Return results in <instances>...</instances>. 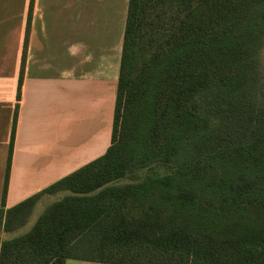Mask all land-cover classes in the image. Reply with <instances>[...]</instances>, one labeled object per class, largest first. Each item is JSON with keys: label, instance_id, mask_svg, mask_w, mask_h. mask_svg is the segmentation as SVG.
<instances>
[{"label": "trees", "instance_id": "trees-1", "mask_svg": "<svg viewBox=\"0 0 264 264\" xmlns=\"http://www.w3.org/2000/svg\"><path fill=\"white\" fill-rule=\"evenodd\" d=\"M263 39L264 0H128L110 145L6 211L15 233L70 193L0 264H264Z\"/></svg>", "mask_w": 264, "mask_h": 264}, {"label": "crops", "instance_id": "crops-1", "mask_svg": "<svg viewBox=\"0 0 264 264\" xmlns=\"http://www.w3.org/2000/svg\"><path fill=\"white\" fill-rule=\"evenodd\" d=\"M29 4L0 0V241L28 231L70 193L41 195L15 233L3 231L7 210L109 147L128 0H33L27 29Z\"/></svg>", "mask_w": 264, "mask_h": 264}, {"label": "rangeland", "instance_id": "rangeland-1", "mask_svg": "<svg viewBox=\"0 0 264 264\" xmlns=\"http://www.w3.org/2000/svg\"><path fill=\"white\" fill-rule=\"evenodd\" d=\"M257 70L261 78V83L264 86V39H263V44H262V47L258 55ZM169 171L170 169L168 167L160 166V165L153 166L151 167V170H150V172L157 173V174H165V173H168Z\"/></svg>", "mask_w": 264, "mask_h": 264}]
</instances>
